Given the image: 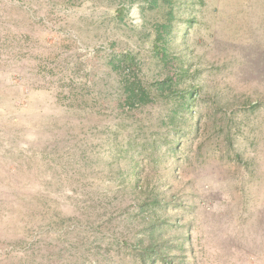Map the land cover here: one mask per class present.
Returning <instances> with one entry per match:
<instances>
[{
	"label": "rangeland",
	"instance_id": "obj_1",
	"mask_svg": "<svg viewBox=\"0 0 264 264\" xmlns=\"http://www.w3.org/2000/svg\"><path fill=\"white\" fill-rule=\"evenodd\" d=\"M0 264H264V0H0Z\"/></svg>",
	"mask_w": 264,
	"mask_h": 264
},
{
	"label": "trees",
	"instance_id": "obj_2",
	"mask_svg": "<svg viewBox=\"0 0 264 264\" xmlns=\"http://www.w3.org/2000/svg\"><path fill=\"white\" fill-rule=\"evenodd\" d=\"M159 93H161V95H165V93H170L172 94L171 89H167L166 87H159ZM133 92V89H131L130 93ZM131 98V97H130ZM155 193H152L151 195L154 196ZM146 206V204H143V206L141 208H144ZM156 231L154 232L153 229H150V231L148 232V235L146 236V238L149 240V242H151L152 240L155 241V235ZM153 241L151 243H149V248L147 250L146 255H151L155 253V245H153Z\"/></svg>",
	"mask_w": 264,
	"mask_h": 264
}]
</instances>
